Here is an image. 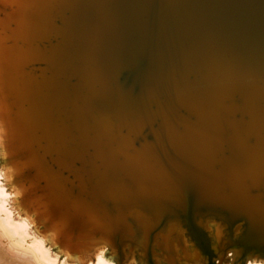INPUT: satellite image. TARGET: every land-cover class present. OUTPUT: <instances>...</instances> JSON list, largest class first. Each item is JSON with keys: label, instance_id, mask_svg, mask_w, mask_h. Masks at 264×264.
I'll return each instance as SVG.
<instances>
[{"label": "water", "instance_id": "1", "mask_svg": "<svg viewBox=\"0 0 264 264\" xmlns=\"http://www.w3.org/2000/svg\"><path fill=\"white\" fill-rule=\"evenodd\" d=\"M0 88L25 197L76 224L65 242L264 258V0H0Z\"/></svg>", "mask_w": 264, "mask_h": 264}, {"label": "bare ground", "instance_id": "2", "mask_svg": "<svg viewBox=\"0 0 264 264\" xmlns=\"http://www.w3.org/2000/svg\"><path fill=\"white\" fill-rule=\"evenodd\" d=\"M2 103L3 98L0 88V152L6 154L5 159H0V167L9 169V176L12 177L9 184L10 191L18 195L16 200L10 202V207L15 211L16 218L27 217L34 227L24 235L23 240L15 241L6 230L3 218L0 217V259H3L5 264H17V259L19 264H31V258L39 257L41 253L48 249L50 250L51 257L57 259V264H64L65 260L67 264H98V259H103L109 262V264H120L121 260L112 247H115V242H117L114 232L112 233L110 230L97 231V228H95V231L92 228L87 229L86 231H90L93 235L90 234L86 237L88 238L86 242L74 246L71 242H65L64 240L65 238L71 239L73 237L72 233L77 230L76 224L71 229L66 228L68 225L65 221L67 219L66 215L61 214L56 216V212H50L47 203L41 197H25L27 186L17 176L21 167L13 160L7 143L10 139L8 134L11 133V129L7 125L2 112ZM77 225L80 229H83L82 223L78 222ZM92 227L94 228V226ZM242 229V226H238L234 231V236H238ZM86 231H80V234ZM209 234L212 235V239L214 240L213 246L217 247L218 236L216 230H211ZM221 234L224 235L225 231L222 230ZM82 236L84 234L80 235V237ZM9 241H12L16 245L14 250L20 254L19 258L13 259L8 253L7 244ZM41 241L44 242L43 247H41ZM189 242L191 241L189 240ZM138 245L142 244L138 243ZM188 246L189 251L193 250L194 246L191 243ZM234 255L235 250H229L224 264H231L234 260ZM253 257L263 258L252 255V257L247 259L245 264H250V262L251 264H264V262L252 260ZM215 260L219 261L217 258ZM123 264H143V259L140 255H135L129 260L124 261Z\"/></svg>", "mask_w": 264, "mask_h": 264}, {"label": "clouds", "instance_id": "3", "mask_svg": "<svg viewBox=\"0 0 264 264\" xmlns=\"http://www.w3.org/2000/svg\"><path fill=\"white\" fill-rule=\"evenodd\" d=\"M6 154L0 152V159H5ZM12 177L9 176V169L0 167V217L3 218L6 230L11 234L15 241L23 240L24 235L30 231L34 225L27 217L16 218L15 211L10 207V202L17 199V193L10 191L9 184ZM19 221V222H17ZM44 242L41 241V247ZM16 245L9 241L7 244V251L13 259L20 257V254L15 252ZM252 260L264 262V258L253 257ZM0 264H5L3 259H0ZM17 264L19 261L17 259ZM31 264H57V259H53L50 255V250L46 249L39 257L31 258ZM67 264V261H64ZM98 264H109L103 259H98ZM251 264V262H250Z\"/></svg>", "mask_w": 264, "mask_h": 264}]
</instances>
